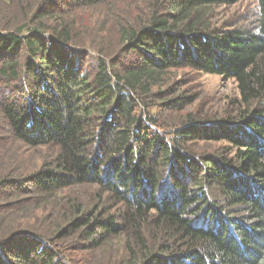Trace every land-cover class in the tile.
<instances>
[{
    "label": "trees",
    "instance_id": "trees-1",
    "mask_svg": "<svg viewBox=\"0 0 264 264\" xmlns=\"http://www.w3.org/2000/svg\"><path fill=\"white\" fill-rule=\"evenodd\" d=\"M145 1L147 9L129 0L140 14L129 18L122 0H0V144L57 150L29 182L37 202L62 201L59 240L79 236L80 251L123 234L124 264H264V0H255L254 31L221 33L204 18L244 0ZM99 8L111 22L69 15ZM10 15L26 23H8ZM184 68L234 80L239 113L223 121L188 115L176 131L165 129L149 102L164 100L155 90ZM195 101L162 104L183 112ZM194 140L227 147L192 154ZM18 184L0 173L1 198L25 192ZM81 186L107 194L121 213L67 197ZM15 213L0 207V264L87 263L43 244L38 228L2 227Z\"/></svg>",
    "mask_w": 264,
    "mask_h": 264
},
{
    "label": "rangeland",
    "instance_id": "rangeland-1",
    "mask_svg": "<svg viewBox=\"0 0 264 264\" xmlns=\"http://www.w3.org/2000/svg\"><path fill=\"white\" fill-rule=\"evenodd\" d=\"M144 2L147 4V9L150 2L147 3L145 0ZM117 4L122 10L121 15L124 13V17L133 18L134 14L140 17V14L130 6L129 0H122L120 3L117 2ZM95 10L98 15L94 10L86 12L72 10L69 15L76 22L82 24L83 20H85L90 22L91 26H94L97 23L96 21L111 22L105 15L107 12L100 8ZM257 15L258 8L255 0H244L233 6L215 7L210 10L209 15L204 20L214 29L215 33L240 30L254 31ZM8 18L11 20L8 23L16 26L26 23L21 16L10 15ZM166 81V87L155 90L156 92L165 91L167 93L164 96V100L155 96L150 100L149 104H151L150 111L153 117H158L159 122L165 124V129L172 130V132L180 128L182 121L188 115L197 117V119L211 118L215 121H223L234 117L240 111L239 101L241 98L237 83L234 80L184 68L171 71L167 75ZM179 96H187L190 99H196V101L183 112H173L167 110V107H163L164 104L162 103ZM189 146L192 154H217L226 149L227 143L194 140L190 142ZM56 151L53 147L32 149L12 139L0 144V173L4 172L5 177L9 176L13 182L19 183L18 187L26 188L25 192H17L13 198H9L7 201L0 196V207L11 209L15 207L16 210V213L12 216H5L2 227L14 222V229L32 231L30 229L38 228L42 231L40 235H42L41 240L44 239L41 241L43 244H48V242L52 241L59 245V248H62L63 251L73 249V251L80 253V257H84L86 264H124V244L127 243V238L123 234L117 238L107 240L102 247L85 251H80V247L86 245V242L82 241L79 236L59 240L58 226L62 222V214L59 212L62 208L60 206L62 201L60 199H48L46 205L37 202L39 194L34 193L33 186L29 182L30 177L45 168L47 163L50 164L53 161ZM14 190L16 189H12V191ZM210 196L214 201L216 196L212 194ZM67 197H73L83 204H97V202L102 200L104 202L101 206L102 212L108 215H119L122 211L121 205L118 206L107 194H100L95 186L76 187L67 193ZM218 200L221 201V198H218ZM25 225H29V227ZM19 242H21L20 248L24 249L27 244L24 241ZM19 242L14 244L17 245ZM3 260L9 264L11 262L17 263L15 260L11 261V257L8 260Z\"/></svg>",
    "mask_w": 264,
    "mask_h": 264
}]
</instances>
